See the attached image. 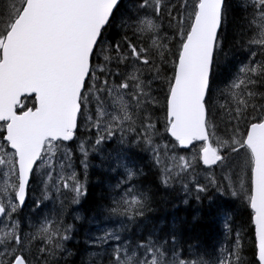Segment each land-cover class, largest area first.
<instances>
[{
	"label": "snow or ice",
	"instance_id": "obj_1",
	"mask_svg": "<svg viewBox=\"0 0 264 264\" xmlns=\"http://www.w3.org/2000/svg\"><path fill=\"white\" fill-rule=\"evenodd\" d=\"M173 193L192 220L150 218ZM78 222L82 264H264V0H0V264Z\"/></svg>",
	"mask_w": 264,
	"mask_h": 264
},
{
	"label": "trees",
	"instance_id": "obj_2",
	"mask_svg": "<svg viewBox=\"0 0 264 264\" xmlns=\"http://www.w3.org/2000/svg\"><path fill=\"white\" fill-rule=\"evenodd\" d=\"M244 55H246V54H244ZM242 58H243V56H242ZM225 79H226V77H225ZM140 155L145 156L147 158V156L149 154L141 153ZM97 159L100 160V157L97 156L95 159V164L99 165V164H97L98 163ZM145 171H147V169H145ZM101 175L104 177V173L100 167H94L92 169L91 178H90V188H91V193H92V199H96L99 196L101 190L105 187L103 184V179H102L103 177ZM150 180H151V177H149V181ZM96 187H98V188H96ZM177 189H179V185H177ZM160 195L163 196V195H165V193L161 192ZM179 195L183 196L184 194L181 192V193H179ZM173 200H176V202L179 203V200L177 199L176 193H173L168 197L167 204H165L162 200H160V202L158 201V203L156 205H154V207L157 208V211L154 213H151L150 218H152L153 220L155 219L154 221H159L161 218H164V216H165L167 218L165 223L170 224L172 212L176 211L179 216H181V217L187 216V219L189 221H191L192 216L195 215L196 210L190 208V209H188L187 212H185L183 210L185 208L184 205H181L180 209L174 210L172 208V201ZM190 204H195V201H190ZM227 207L229 209H235V215H236L238 220H245L246 219V217H245L246 213H245L244 209L242 207H239L235 202L229 201L227 204ZM79 211L81 212L82 215L85 216L86 220L91 218V213L88 211L87 207L81 208V209H79ZM163 213H166L168 216L163 214ZM201 215L203 216V219L200 221H197V223L199 225L203 226L201 229V234H202L201 239L204 240V242L206 244H218L219 242L223 241L225 239V237H224V233H223V229H222V223H217L215 221L209 220L207 209H204L201 212ZM78 223L83 224V226L81 228L82 232L79 233V235L77 236V240L74 238L73 240L69 241L67 244V248L72 252L71 256H66L67 264H82V261L88 260L89 254L92 251V249L88 245L85 244V238H86L85 232H94V231H96L97 226H96V224L89 225L86 222H78ZM74 234H76V233H74ZM82 240H83V242H82ZM77 244H78V246H77L78 249L75 248V246ZM83 256H84V258H83ZM62 264H63V262H62Z\"/></svg>",
	"mask_w": 264,
	"mask_h": 264
},
{
	"label": "bare ground",
	"instance_id": "obj_3",
	"mask_svg": "<svg viewBox=\"0 0 264 264\" xmlns=\"http://www.w3.org/2000/svg\"><path fill=\"white\" fill-rule=\"evenodd\" d=\"M96 170V169H95ZM102 176V175H101ZM103 177V176H102ZM101 177V178H102ZM104 178V177H103ZM102 178V179H103ZM96 188H98V187H96ZM160 202V201H159ZM243 211V210H242ZM163 214H165V215H167L166 213H163ZM241 214V213H240ZM191 215V214H190ZM168 216V215H167ZM156 217V216H155ZM246 217V216H245ZM164 218H166L165 216H164ZM189 218V217H188ZM247 218V217H246ZM190 219V218H189ZM155 220V219H154ZM157 220V219H156ZM83 234V233H82ZM202 235V234H201ZM207 237V236H206ZM216 237V236H215ZM222 237V236H221ZM81 238V237H80ZM204 241V240H203ZM82 242H83V240H82ZM75 245V244H74ZM77 246H78V244H77ZM82 247V246H81ZM83 258H84V256H83ZM69 261V260H68ZM74 263V262H73Z\"/></svg>",
	"mask_w": 264,
	"mask_h": 264
},
{
	"label": "rangeland",
	"instance_id": "obj_4",
	"mask_svg": "<svg viewBox=\"0 0 264 264\" xmlns=\"http://www.w3.org/2000/svg\"><path fill=\"white\" fill-rule=\"evenodd\" d=\"M98 160V163L97 164H99V159H97ZM82 231H81V229H80V232L79 233H81ZM74 235V238L77 240V236L79 235V234H73ZM224 241V240H223ZM75 248L76 249H78V247H77V245L75 246Z\"/></svg>",
	"mask_w": 264,
	"mask_h": 264
}]
</instances>
